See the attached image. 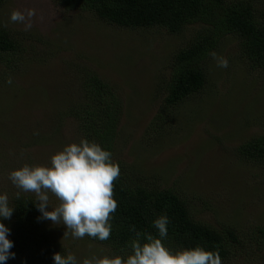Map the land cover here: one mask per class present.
I'll use <instances>...</instances> for the list:
<instances>
[{"label": "rangeland", "instance_id": "obj_1", "mask_svg": "<svg viewBox=\"0 0 264 264\" xmlns=\"http://www.w3.org/2000/svg\"><path fill=\"white\" fill-rule=\"evenodd\" d=\"M242 1L256 13L264 11V0ZM14 10L24 13L30 27L10 20ZM0 25L21 42L20 53L0 56V193L8 194L10 206L19 191L8 179L12 170L49 165L65 145L79 142L75 122L57 110L64 98L76 100L70 79L89 68L124 101L114 162L125 163L143 181L155 177L149 182L174 189L196 219L235 229L244 247L222 264H264V248L257 246L264 245V171L237 153L242 142L264 130V88L259 72L242 59L237 39L225 37L216 57L208 58L203 89L151 126L171 58L197 25L173 35L121 29L90 13L65 10L55 0H6ZM221 58L227 67L218 66ZM8 222L3 221L7 227ZM52 232L59 247L79 261L111 256L85 237Z\"/></svg>", "mask_w": 264, "mask_h": 264}, {"label": "trees", "instance_id": "obj_2", "mask_svg": "<svg viewBox=\"0 0 264 264\" xmlns=\"http://www.w3.org/2000/svg\"><path fill=\"white\" fill-rule=\"evenodd\" d=\"M6 0H0V7ZM65 10L92 14L110 26L128 30H164L180 34L189 26L198 28L185 46L173 54L169 64L170 77L164 85V99L151 126L166 119L176 107L199 93L205 84L206 63L225 37L237 39L242 59L257 70L264 88V11L255 12L246 1L236 0H55ZM21 42L0 25V56L20 53ZM10 60L7 61L9 63ZM79 75V76H78ZM79 92L76 100L66 98L59 103L58 114L76 124L79 141H95L114 155L117 147L124 101L118 90L92 69H84L70 79ZM62 93H60V97ZM55 112V111H54ZM162 127V126H161ZM152 129V127H150ZM240 159L264 171V130L251 136L237 148ZM120 175L113 182L114 198L118 202L112 214V232L108 240L100 241L85 236V241L106 247L111 256H127L135 233L157 235L153 221L167 214L170 223L165 246L177 250L203 246L218 251L222 262L240 253L243 239L235 229H216L196 219L187 201L174 189L155 185L119 163ZM50 208L59 204L49 193ZM14 212L9 219L10 251L15 258L7 264H53L55 252L66 254L70 249L59 247L51 235L55 229L65 232V226H56L50 220L37 218L41 213L35 207L33 192H21L11 200ZM50 221V222H49ZM51 223V224H50ZM71 237V236H69ZM252 246V245H251ZM264 248V245H257Z\"/></svg>", "mask_w": 264, "mask_h": 264}, {"label": "clouds", "instance_id": "obj_3", "mask_svg": "<svg viewBox=\"0 0 264 264\" xmlns=\"http://www.w3.org/2000/svg\"><path fill=\"white\" fill-rule=\"evenodd\" d=\"M33 15L32 11L28 16ZM14 23H25L26 17L19 10L11 13ZM30 23H25V28ZM215 58L216 53H212ZM227 60L220 59V67H227ZM7 83H12L11 79ZM119 165L112 160L110 151L88 139L65 145L50 158L49 165H29L12 170L8 179L20 192H33L35 207L41 213L37 219L50 220L53 224H63V238L83 239L85 236L105 241L112 232V214L118 202L114 198L113 182L119 177ZM51 193L59 204L50 208ZM14 208L9 205L7 193H0V264H7L15 258L10 251L13 241L8 237L11 229L3 223L11 218ZM157 235L135 233L130 241L131 253L127 256L96 255L79 261L72 252H55L53 264H222L218 251H208L203 246L177 250L165 246L170 223L167 214L158 216L153 222Z\"/></svg>", "mask_w": 264, "mask_h": 264}]
</instances>
